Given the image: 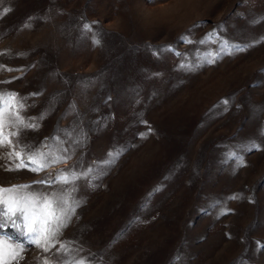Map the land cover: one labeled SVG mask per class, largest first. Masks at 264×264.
<instances>
[{
  "label": "rangeland",
  "instance_id": "1",
  "mask_svg": "<svg viewBox=\"0 0 264 264\" xmlns=\"http://www.w3.org/2000/svg\"><path fill=\"white\" fill-rule=\"evenodd\" d=\"M262 17L264 0H0V89L28 97L39 124L28 139L48 138L55 157L38 174L9 171L0 148V186L71 176L127 146L81 184L56 247H29L20 264H60L68 241L103 264H264V148L243 152L245 167L226 159L251 139L264 145V42L204 63L221 41L264 36ZM57 126L86 132V145L73 153L63 131L54 142Z\"/></svg>",
  "mask_w": 264,
  "mask_h": 264
},
{
  "label": "snow or ice",
  "instance_id": "2",
  "mask_svg": "<svg viewBox=\"0 0 264 264\" xmlns=\"http://www.w3.org/2000/svg\"><path fill=\"white\" fill-rule=\"evenodd\" d=\"M8 11L7 8L3 9V13ZM260 19H264V17ZM92 27L93 25L90 23H83L82 34L87 35L92 32ZM211 35L209 34V37ZM91 39L93 43L100 45L101 41L96 38L95 33L92 34ZM259 42H264V36L245 44L221 41L223 47H218L215 54L209 52L204 63L214 64L225 55L232 56L246 52ZM197 62H200L199 58H197ZM187 67L190 69L192 65L189 64ZM0 83H10V81H0ZM41 94L31 93L30 95L35 97ZM27 99L28 97L21 96L15 91L0 89V148L8 150L6 153L8 159L13 162L9 171L27 169L29 172L38 174L44 171L49 166L48 161L55 160V157L46 156L43 152V149L48 147V138L41 141L39 145L28 139V132L37 131L39 124L36 118L26 117L24 114L26 109L32 106L27 104ZM54 100L55 97L49 99V105L53 110L52 102ZM228 103V100L222 101L224 106ZM47 110L45 109V111ZM71 111L72 106H69L68 112L71 113ZM40 115L41 118H44V112ZM76 115L79 117L78 109ZM66 116L62 118H66ZM61 131L66 137L64 143L70 142L73 153L77 148L86 145V132L73 138L72 129L60 130L58 126L57 134L52 137L54 142L60 143ZM259 135L264 137V128L260 130ZM126 147V145L117 146L109 150L99 162L89 163L87 168H84L81 162L79 168L74 167L70 170L71 176L61 174L56 179L48 178L31 184L0 186V264H20L29 247L42 248L45 252L50 248H55L64 230L76 215V209L81 207L84 202L82 197L77 195L81 184L85 187H93L92 180L106 174L114 167ZM262 148L264 145L251 139L238 146L236 150L229 152L226 159L235 161L238 167H245L246 162L242 153L253 149L262 150ZM68 151L67 147L62 149L60 161L66 162L69 159ZM44 188L50 190L44 191ZM238 198L244 199L243 193H234L228 197L231 200ZM248 201L254 203L251 197L248 198ZM147 203L146 199L145 204ZM141 211H145L143 206ZM228 211L225 208L221 214H227ZM134 222L142 221L140 217H136ZM73 244V241L60 244L59 252L62 254L60 264H103L101 255L81 257L79 253L83 251V248L74 247Z\"/></svg>",
  "mask_w": 264,
  "mask_h": 264
}]
</instances>
